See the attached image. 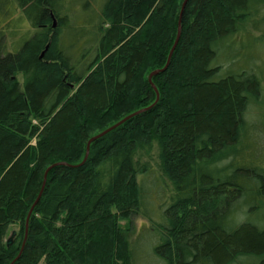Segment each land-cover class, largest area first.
<instances>
[{
    "label": "trees",
    "instance_id": "16d2710c",
    "mask_svg": "<svg viewBox=\"0 0 264 264\" xmlns=\"http://www.w3.org/2000/svg\"><path fill=\"white\" fill-rule=\"evenodd\" d=\"M184 1L0 0V264H264V0Z\"/></svg>",
    "mask_w": 264,
    "mask_h": 264
},
{
    "label": "rangeland",
    "instance_id": "374dc122",
    "mask_svg": "<svg viewBox=\"0 0 264 264\" xmlns=\"http://www.w3.org/2000/svg\"><path fill=\"white\" fill-rule=\"evenodd\" d=\"M256 34H258V33H256ZM235 37H237V36H235ZM235 37H233V38H235ZM9 38H10V40H12L15 38V36H13V37L9 36ZM225 44H227V47H225V50H224L225 54L223 55V57L227 58L228 61H225L223 63H220L221 62L220 61L218 63V65L220 64L222 68H226L227 64H228L229 68H231L234 71H237V70L247 66V60L251 56V57H258L259 61H260L259 65L261 67H263V69H264V45L260 44V43H256L254 46L251 45L249 38H247V32L241 33L240 35H238L237 43L234 46L228 45V42H225ZM247 45H249L248 48H247ZM231 59H232V61H231ZM157 99H158V94L156 95V100ZM35 142H36V140L33 139L32 145H35ZM119 223L121 226L123 225L124 227H126L124 229L127 230L128 240L131 244L137 240L138 235L140 234V232L144 228H147L148 226H150V222L148 221V219L145 218L139 212L129 214V216L127 218L120 219ZM13 230L17 231L18 230L17 226L10 225L9 228L7 229V232H6V240L11 235V232ZM112 234H113V231L110 227L105 232V234L102 235V233H99L97 235L100 236V238H103L104 241L105 240L109 241ZM77 238H78L79 245H81L83 249L87 248L92 243V241H89L88 243L86 241H84V237L81 233H77ZM140 257H141V255H140ZM55 261H56V259H55ZM52 262L53 261H51L50 264H62L59 262L58 263H52ZM139 263L140 262L138 261L137 264H139ZM37 264H46V262H45V260L41 259ZM145 264H151V263H145Z\"/></svg>",
    "mask_w": 264,
    "mask_h": 264
},
{
    "label": "water",
    "instance_id": "95a60500",
    "mask_svg": "<svg viewBox=\"0 0 264 264\" xmlns=\"http://www.w3.org/2000/svg\"><path fill=\"white\" fill-rule=\"evenodd\" d=\"M185 1H186V0H185ZM185 1H184V3H185ZM183 5H184V4H183ZM53 26H55V20L53 21ZM179 34H180V26H178L177 37H176L175 42H174V44H173V46H172V48H171V50H170V52H169L168 59H167V63L165 64V66H164L162 69L154 70L153 72H151V73L149 74V76H148V80H149V82H151V77H152L153 75L159 73L160 71H163V70L167 67V65H168V63H169V59H170V57H171V54H172V52H173V50H174V48H175V46H176V43H177V41H178ZM153 88L155 89V91H156V95H157L158 92H157L155 86H153ZM132 115H133V114H132ZM130 116H131V115H130ZM130 116H128L127 118H129ZM127 118H125V119H127ZM125 119H123V120H121L119 123H116V124H114L113 126L107 128L106 130H104V131L101 132L100 134H98V135L93 136L92 138H90V140L88 141V144H87V151H88V145H89V143H90L92 140H94V139L100 137L101 135H103V134L106 133L107 131H109V130H111L112 128L116 127V126L119 125L121 122H123ZM58 164H62V163L54 164V166H55V165H58ZM39 196H40V194H39ZM39 196L37 197V200H38ZM37 200H36V201H37ZM36 201H35V203H36ZM30 212H31V210L29 211V213H30ZM28 217H29V215L27 216V220H28ZM15 233H16L15 231H12V232H11V235L7 238V242H6L7 246H9V245L12 243L13 238H14V236H15Z\"/></svg>",
    "mask_w": 264,
    "mask_h": 264
}]
</instances>
